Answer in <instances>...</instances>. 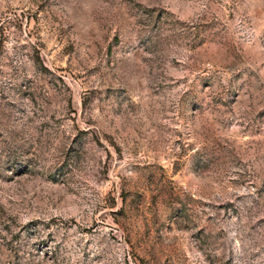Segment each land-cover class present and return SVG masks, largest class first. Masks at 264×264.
<instances>
[{"label":"rangeland","instance_id":"obj_1","mask_svg":"<svg viewBox=\"0 0 264 264\" xmlns=\"http://www.w3.org/2000/svg\"><path fill=\"white\" fill-rule=\"evenodd\" d=\"M0 264H264V0H0Z\"/></svg>","mask_w":264,"mask_h":264}]
</instances>
